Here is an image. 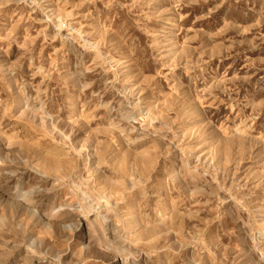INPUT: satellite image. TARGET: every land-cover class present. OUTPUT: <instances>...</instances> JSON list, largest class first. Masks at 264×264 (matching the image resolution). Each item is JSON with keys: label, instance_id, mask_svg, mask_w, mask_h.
Segmentation results:
<instances>
[{"label": "rangeland", "instance_id": "obj_1", "mask_svg": "<svg viewBox=\"0 0 264 264\" xmlns=\"http://www.w3.org/2000/svg\"><path fill=\"white\" fill-rule=\"evenodd\" d=\"M0 264H264V0H0Z\"/></svg>", "mask_w": 264, "mask_h": 264}, {"label": "bare ground", "instance_id": "obj_2", "mask_svg": "<svg viewBox=\"0 0 264 264\" xmlns=\"http://www.w3.org/2000/svg\"><path fill=\"white\" fill-rule=\"evenodd\" d=\"M169 21V20H168ZM76 108V106H74V109ZM73 114V113H72ZM111 192V191H110ZM101 195V194H100ZM107 196V195H106ZM75 205V204H74ZM128 210V209H127ZM93 215V214H92ZM113 217V216H112ZM89 219V218H88ZM114 219V218H113ZM111 220V219H110ZM88 222H90V221H88Z\"/></svg>", "mask_w": 264, "mask_h": 264}]
</instances>
